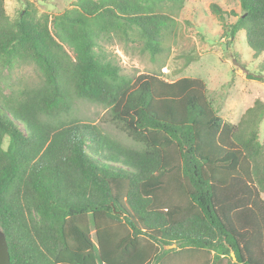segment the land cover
I'll list each match as a JSON object with an SVG mask.
<instances>
[{"label": "trees", "instance_id": "trees-1", "mask_svg": "<svg viewBox=\"0 0 264 264\" xmlns=\"http://www.w3.org/2000/svg\"><path fill=\"white\" fill-rule=\"evenodd\" d=\"M187 0H75L51 18L0 0V70L36 84L0 93V230L10 264H264V102L226 122L200 78H130L100 42L135 37L151 58ZM264 80V0H238ZM210 7L219 13L218 5ZM108 110L125 145L73 115ZM167 247H170L167 249Z\"/></svg>", "mask_w": 264, "mask_h": 264}, {"label": "rangeland", "instance_id": "rangeland-1", "mask_svg": "<svg viewBox=\"0 0 264 264\" xmlns=\"http://www.w3.org/2000/svg\"><path fill=\"white\" fill-rule=\"evenodd\" d=\"M3 3L11 20L27 6L35 10L36 16H48L49 20L75 6V0H3ZM211 3L226 12L222 20L219 13L210 7ZM240 15L238 0H187L172 16L176 23L171 33L163 38L154 58L135 37L122 40L112 36L99 45L105 58L130 78L156 73L169 82L182 77L202 79L218 114L226 122L235 124L255 99L264 102V80L247 78V74H258V61L251 58L252 53L241 32L233 38H229L227 33L228 27ZM38 78L34 65L0 70V93L7 95L18 86L36 84ZM72 113L80 120L99 126L115 140L132 145L130 139L110 123L108 110L104 107L74 100ZM259 136L262 142L264 119Z\"/></svg>", "mask_w": 264, "mask_h": 264}, {"label": "water", "instance_id": "water-1", "mask_svg": "<svg viewBox=\"0 0 264 264\" xmlns=\"http://www.w3.org/2000/svg\"><path fill=\"white\" fill-rule=\"evenodd\" d=\"M0 264H10V257H9L6 237L1 230H0Z\"/></svg>", "mask_w": 264, "mask_h": 264}]
</instances>
